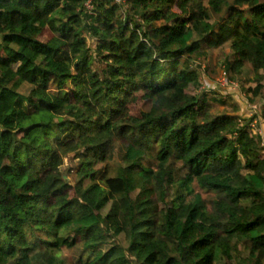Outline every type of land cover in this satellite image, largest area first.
<instances>
[{"label":"trees","instance_id":"16d2710c","mask_svg":"<svg viewBox=\"0 0 264 264\" xmlns=\"http://www.w3.org/2000/svg\"><path fill=\"white\" fill-rule=\"evenodd\" d=\"M224 44L264 126V0H0V264H264V134L196 68ZM110 147L116 190L71 185Z\"/></svg>","mask_w":264,"mask_h":264},{"label":"rangeland","instance_id":"374dc122","mask_svg":"<svg viewBox=\"0 0 264 264\" xmlns=\"http://www.w3.org/2000/svg\"><path fill=\"white\" fill-rule=\"evenodd\" d=\"M219 18V16H217ZM202 50L206 51V58L201 61V67H196L198 72L201 73L200 80L202 82V88L217 87L215 90H210V95L207 96V101L212 104L214 113H229L236 115H245L248 116L255 115L256 119L252 123V127L254 132H257L260 135L264 134L263 125L261 127L256 128L254 125L259 122V110L262 102V97H253L251 94L246 92V89L242 90L238 81L230 80L225 77L222 70V62L226 56H231V52L229 50L228 44H224L221 48L215 50H209L205 45H202ZM204 73V76H203ZM206 78V82L204 78ZM211 83V84H209ZM264 83V80H263ZM214 84V85H213ZM223 87L225 89H221L219 87ZM220 92V94L218 93ZM216 96H220L224 101L221 102L219 100H215ZM223 95V96H222ZM264 95V94H263ZM137 97V96H136ZM133 99L126 108L130 113H137L139 103ZM257 125V124H256ZM71 157L67 159V163L72 164L70 161ZM104 166L97 172H93L89 165L81 166L79 169H76V175L73 180V185L75 188H86V186L91 183L88 182L89 175L94 174L95 183L109 188L111 187V183H114L113 190L117 189L120 186V173L117 164L113 159V148L110 147L106 150L105 157L103 159ZM93 172V173H92ZM85 185V186H84ZM74 194L73 187L69 186L68 189L64 192V196H72ZM163 233L162 229L160 230Z\"/></svg>","mask_w":264,"mask_h":264},{"label":"built area","instance_id":"2783aa9c","mask_svg":"<svg viewBox=\"0 0 264 264\" xmlns=\"http://www.w3.org/2000/svg\"><path fill=\"white\" fill-rule=\"evenodd\" d=\"M84 7L86 8L87 12L91 14L93 10V0H84Z\"/></svg>","mask_w":264,"mask_h":264}]
</instances>
